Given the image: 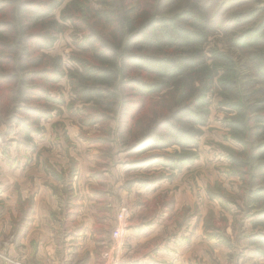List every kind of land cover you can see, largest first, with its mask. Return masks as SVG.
<instances>
[{"label":"trees","instance_id":"obj_1","mask_svg":"<svg viewBox=\"0 0 264 264\" xmlns=\"http://www.w3.org/2000/svg\"><path fill=\"white\" fill-rule=\"evenodd\" d=\"M67 1L0 0V121L8 118L11 127H20L25 145L33 144V134L50 118L51 95L67 77L87 112L83 124L111 136L116 121L130 170L160 167L159 176L145 182L154 186L195 164L210 96L219 91L231 108L228 127L248 159L232 155V166L264 172L262 8L236 13L227 22L222 14L227 1L212 10L215 3L197 0L172 14L163 13L166 0ZM67 24L77 48L70 69L62 56L47 53ZM219 30L233 31L232 47L246 59L245 82L235 68L221 66L226 57L207 51ZM249 177L248 202L260 205L264 184Z\"/></svg>","mask_w":264,"mask_h":264},{"label":"rangeland","instance_id":"obj_2","mask_svg":"<svg viewBox=\"0 0 264 264\" xmlns=\"http://www.w3.org/2000/svg\"><path fill=\"white\" fill-rule=\"evenodd\" d=\"M196 1L166 0L163 13H176ZM224 1L228 2L222 12L227 22L236 13L262 8L264 14V0L209 2L216 4L215 10ZM61 10L56 12L58 18ZM73 32L67 24V30L47 51L62 56L67 69L74 66L71 57L77 52ZM232 32L219 30L206 48L226 57L221 66L235 68L236 77L245 82L249 76L246 59L232 47ZM56 86L50 102L54 111L41 122V131L33 134L32 145L22 142L21 128L11 127L10 119L0 121V219L5 220L6 214L12 227V240L4 239L5 248L19 247L12 241L25 237L39 197L48 208L52 205L57 212L61 210L57 214L48 209L51 216L41 221L57 237L64 253L68 238H86L92 218L95 255L102 264H121L125 259L127 264H264V202L253 206L247 198L249 176H254L255 184H264V172L232 166V155L248 159L243 154L246 148L228 127L231 108L219 91L210 96L211 114L194 153L197 161L173 180L154 185L164 189L163 194L153 195L156 188L152 191L154 186L147 187L145 182L159 176L160 167L130 170V152L121 147L115 134L117 122L111 124V136L99 126L83 124L87 112L72 93L68 78ZM240 172L247 175L241 177ZM181 183L188 184L192 194L181 193ZM81 212L84 221H79ZM108 219L113 223L110 229ZM73 240L69 243H75ZM4 253L2 258L10 257L8 251ZM13 256L15 252L10 258H21Z\"/></svg>","mask_w":264,"mask_h":264},{"label":"crops","instance_id":"obj_3","mask_svg":"<svg viewBox=\"0 0 264 264\" xmlns=\"http://www.w3.org/2000/svg\"><path fill=\"white\" fill-rule=\"evenodd\" d=\"M177 179L173 182L176 185ZM172 183V184H173ZM162 186V185H161ZM180 186L181 193L185 194H192L190 191V186L188 184H182ZM160 185L154 186L150 189L152 191L155 189L156 192L150 193L153 195L163 194V187L158 189ZM187 187V188H185ZM149 194V195H150ZM26 200L25 198H23ZM43 199V198H42ZM41 198L37 197L35 199V209L33 211L32 216V222L28 226L27 229L24 231V236L22 240L16 241L13 240L12 242L15 243L14 248L13 245H10L8 248H5L4 245V239H10L11 237V230L12 227L9 224L8 225V219H6L8 216L5 214L4 217L5 220L0 219V264H1V256L6 255L4 252L8 251V256H12V252L16 253V256L13 257H21L27 260L30 264H102L100 262L96 255H95V243L93 241V232L92 228L94 226V221L92 218L88 219L89 226H87L86 231V238L84 239V236L82 235L79 239H75L73 237L68 238L66 240V248L65 253L62 251V246L57 244V237L54 238L53 233H50L49 230L45 228L46 224L45 222L41 221V218H49V215L51 216V213H49L50 209L52 212L60 214L61 210L57 212V209L52 207L48 208V206L43 203ZM92 205V203H90ZM12 213H15L14 211ZM14 216H17V214H14ZM10 217V214H9ZM11 220V219H10ZM79 221H84L82 218V212L81 216L79 217ZM3 225H7L6 229H3ZM113 223L111 219H108V226L109 229L112 227ZM47 227V226H46ZM48 228V227H47ZM127 232V231H126ZM129 232V231H128ZM71 239H74L73 241L75 243H69ZM146 240V239H145ZM3 242V244H1ZM30 243H32V248ZM33 245L36 246V249H33ZM12 246V247H11ZM23 247V248H22ZM64 253V254H63ZM125 261V262H124ZM121 264H127L126 259Z\"/></svg>","mask_w":264,"mask_h":264},{"label":"built area","instance_id":"obj_4","mask_svg":"<svg viewBox=\"0 0 264 264\" xmlns=\"http://www.w3.org/2000/svg\"><path fill=\"white\" fill-rule=\"evenodd\" d=\"M1 264H30L23 258H10L4 257L1 260Z\"/></svg>","mask_w":264,"mask_h":264}]
</instances>
